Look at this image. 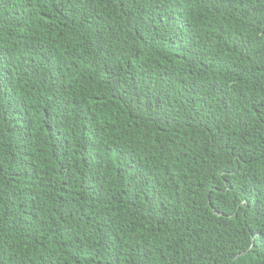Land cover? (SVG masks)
I'll return each mask as SVG.
<instances>
[{
  "label": "trees",
  "instance_id": "trees-1",
  "mask_svg": "<svg viewBox=\"0 0 264 264\" xmlns=\"http://www.w3.org/2000/svg\"><path fill=\"white\" fill-rule=\"evenodd\" d=\"M0 264H264V0H0Z\"/></svg>",
  "mask_w": 264,
  "mask_h": 264
}]
</instances>
